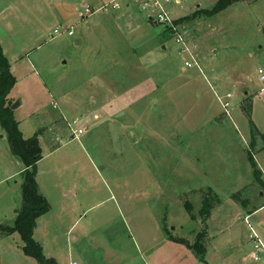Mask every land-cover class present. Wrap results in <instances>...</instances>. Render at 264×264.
<instances>
[{"label": "rangeland", "instance_id": "rangeland-1", "mask_svg": "<svg viewBox=\"0 0 264 264\" xmlns=\"http://www.w3.org/2000/svg\"><path fill=\"white\" fill-rule=\"evenodd\" d=\"M144 1L0 0V49L16 80L8 100L46 155L37 170L50 210L33 237L57 264H264L243 262L252 232L264 243V207L248 213L264 185L241 109L264 111V0L213 17L199 12L216 0H158L172 28ZM254 120L264 131V117ZM21 165L0 130V180ZM20 183H0L1 211L21 208ZM208 189L220 203L211 199L204 230ZM21 245L0 235V264H38Z\"/></svg>", "mask_w": 264, "mask_h": 264}, {"label": "trees", "instance_id": "trees-1", "mask_svg": "<svg viewBox=\"0 0 264 264\" xmlns=\"http://www.w3.org/2000/svg\"><path fill=\"white\" fill-rule=\"evenodd\" d=\"M241 1L243 0H216L215 5L211 10L200 11L199 14L203 13L208 17H213L232 4ZM15 83L16 80L10 71V65L0 49V128L6 135L11 154L23 164V171L21 173V208L17 211V215L12 225H0V235L9 236L13 233H17L22 242L21 250L26 257L35 260L38 264H57L53 258L45 257L42 246L35 241L33 237L36 221L39 217L45 215L49 211V204L45 197L40 194L36 183V164L42 159V149L39 145L38 135L35 134L31 138L23 137L19 129V124L13 116V111L10 107L11 101L8 100L10 92L13 87H15ZM241 109L249 121L251 131L253 133L257 132L250 119V102H247V106H242ZM249 162L252 167L254 182L263 186L264 182L262 181L260 171L257 169L251 158ZM213 198L215 200H213ZM211 199L215 201V204L220 203V200L216 195L211 193V190L208 189V194L203 198L202 207L199 211V216L203 217L202 224L204 225V230H206V220L208 219L211 210L214 208ZM241 206L244 207L245 203L242 202ZM263 206L264 205H260L259 207L254 208L252 212L248 213L252 214L255 210ZM165 231L164 228V233L170 240L184 243L182 240L173 239ZM204 234L205 231L203 234L201 233L200 236H204ZM200 236L198 237L201 238ZM190 247L203 261L205 247L202 243H195Z\"/></svg>", "mask_w": 264, "mask_h": 264}, {"label": "crops", "instance_id": "crops-1", "mask_svg": "<svg viewBox=\"0 0 264 264\" xmlns=\"http://www.w3.org/2000/svg\"><path fill=\"white\" fill-rule=\"evenodd\" d=\"M86 26L87 27H90V23H86ZM246 94V93H245ZM227 95H229V94H227ZM231 95V94H230ZM251 102V101H250ZM17 106H18V104H17ZM16 106V107H17ZM16 109V108H15ZM255 115L258 117H264V111H253V102H252V104H251V112H250V119H251V121H252V123H253V125H254V127H255V129H256V131H257V133L260 135H262L263 133H264V131L261 129L260 130V128L259 127H257V123L258 122H256V120H254L255 122H253V119H254V117H255ZM13 116H14V111H13ZM19 124V123H18ZM256 124V125H255ZM250 128V127H249ZM19 129H20V126H19ZM0 130H1V128H0ZM258 130H260V132L258 131ZM21 131V130H20ZM21 133H22V131H21ZM250 133V136H249V141H247V143H248V147H249V149L250 150H248L249 151V155L247 154V157H250L253 161H254V163L256 164V166H257V168H258V170L261 172V174H262V181L264 182V145H262L261 143H259L258 142V137H256L255 139H254V137H253V134H252V131H250L249 132ZM76 134V133H75ZM23 135V134H22ZM74 136V135H73ZM41 149H43V147L41 148ZM11 152V151H10ZM53 151L51 150V153H52ZM251 153V154H250ZM251 155V156H250ZM46 156V155H45ZM45 156H42V159L36 164V183H37V186H38V190H39V192H40V194L42 195V196H44L45 197V199L47 200V197L45 196V194H42L41 193V181H40V174H39V172H38V170H37V168H38V166H39V164H40V162L43 160V158L45 157ZM13 162V161H12ZM15 162V161H14ZM249 162V161H248ZM16 164H17V162H16ZM249 165H251L250 164V162H249ZM251 167V166H250ZM252 170V169H251ZM22 171H23V164L20 166V169L19 170H14L13 172H11V173H9V174H7L4 178H2V180H0V183H8V182H10L11 180H13L14 178H16L17 176H21V173H22ZM252 174V173H251ZM252 177V176H251ZM15 184L17 185L18 184V182L17 181H15ZM20 184H22V183H20ZM261 196V195H260ZM13 201V200H12ZM10 202L7 206H4L5 208L1 211L0 210V225H2V222L3 221H5L6 219H8L9 217H10V213L15 217L16 215H17V211H18V208H15L16 206H15V203L14 202ZM48 202V201H47ZM49 204V203H48ZM260 205H264V202L262 203V204H260ZM260 205H258L257 207H259ZM256 207V208H257ZM264 207V206H263ZM262 208V207H261ZM261 208H259V209H261ZM259 209H257V210H255V212L256 211H258ZM7 210H8V213H7ZM49 210H50V207H49ZM9 211H10V213H9ZM253 211V210H252ZM49 212V211H48ZM255 212H253V213H255ZM252 213V214H253ZM11 215V216H12ZM249 215H251V214H249ZM249 215L248 216H246V219H248V217H249ZM41 217H39L38 219H37V221L40 219ZM3 220V221H2ZM37 221H36V224H37ZM247 221V220H246ZM248 223V222H247ZM246 223V224H247ZM36 228V227H35ZM255 233V232H254ZM14 234H17V233H13V234H11V235H9V236H7V238H9V237H11V236H13ZM256 235H257V233H255ZM34 235V234H33ZM258 236V235H257ZM259 238V237H258ZM260 239V238H259ZM21 240V239H20ZM262 242V241H261ZM262 244L264 245V243L262 242ZM20 247H22V245L20 246ZM23 253V252H22ZM249 254V253H248ZM248 254L246 255V256H244L243 257V262H246L247 260H246V258L248 257ZM74 262V261H73Z\"/></svg>", "mask_w": 264, "mask_h": 264}, {"label": "built area", "instance_id": "built-area-1", "mask_svg": "<svg viewBox=\"0 0 264 264\" xmlns=\"http://www.w3.org/2000/svg\"><path fill=\"white\" fill-rule=\"evenodd\" d=\"M175 2L177 4V3H179V0H176ZM163 3L168 4L169 0H163ZM109 5H111V9H117L118 8L117 4H109ZM109 5L102 6L96 10L92 9V11L88 7H84V17L92 16L98 12L107 11V8ZM143 6H144L143 7L144 10L147 8H150L151 10H154L156 12V21L158 23L167 24L168 28H172L173 21H171V19L169 18V14L164 9V5L160 4L158 2V0H145L143 2ZM65 30H67V28H65ZM58 32H59L58 30L54 31L55 34H58ZM67 34H68V36L73 35L71 30L68 31ZM180 42H181L180 37H177L176 43H180ZM185 66L190 67V63L186 62ZM259 73H262V72L259 70ZM260 80L264 81V76H261ZM226 97L228 99H230L231 95L229 94ZM228 105L229 104L226 103V107H228ZM246 220L247 219L245 218V222L247 223ZM247 225H248V223H247ZM250 240H252L253 251H251L248 254V257L246 258V260H250V262H253V263H259L260 261L262 262L264 260V245L262 244L261 240L258 238V236L254 232H252V237L250 238ZM70 264H78V263L71 262Z\"/></svg>", "mask_w": 264, "mask_h": 264}, {"label": "water", "instance_id": "water-1", "mask_svg": "<svg viewBox=\"0 0 264 264\" xmlns=\"http://www.w3.org/2000/svg\"><path fill=\"white\" fill-rule=\"evenodd\" d=\"M17 104H14L11 106V110H14L16 108Z\"/></svg>", "mask_w": 264, "mask_h": 264}]
</instances>
